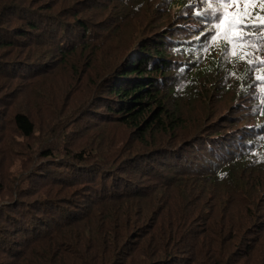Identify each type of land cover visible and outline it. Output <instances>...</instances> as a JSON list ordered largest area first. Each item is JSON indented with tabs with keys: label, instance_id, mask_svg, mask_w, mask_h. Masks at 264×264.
<instances>
[{
	"label": "trees",
	"instance_id": "obj_1",
	"mask_svg": "<svg viewBox=\"0 0 264 264\" xmlns=\"http://www.w3.org/2000/svg\"><path fill=\"white\" fill-rule=\"evenodd\" d=\"M173 1L179 4L180 9L184 6L185 0ZM194 2L190 12L181 9L179 14L186 24L174 22L172 26L169 23L161 28L179 27V32L171 36L174 37L171 39L177 36L176 40L167 42L169 38L166 37L165 43V37L158 36L150 40L147 46L142 45L123 59L112 73L113 79L106 80L101 91L98 88L88 104L80 105L68 114L65 121L57 123L63 141L59 144L51 140L40 150L39 156L42 155L43 159H53L51 157H56V154L64 157L57 165H65L66 173H50L46 177L53 183L50 189H57L58 193L63 192L64 195L37 199L33 203L17 201L15 206L4 207L0 204V250L5 255L11 253L8 255L16 259L11 264H183L184 260L185 264H202L204 259L216 257L215 253L208 255L210 251L206 244L198 239L202 234L191 232L197 217L193 210L188 213L191 198L188 202L184 197L181 203L178 199H168L156 211L155 208L144 210L134 202L139 197L138 193H143L142 190L123 178L127 167L141 160L142 151L133 150L135 143L143 144L149 139L153 141L154 145L149 147L152 155L164 146H178L155 143L159 136L180 138L177 130L182 122L178 112L182 93L193 96L196 80L206 73L219 75L233 69H237L236 87L240 95H247L254 84L257 86L256 107L251 112V116H256L252 119L254 124L249 126L252 124L249 123L240 135L221 144L217 140H210L204 149L188 145L183 152H173L174 178L161 185L180 187L186 192L196 189L193 184H187L196 177L190 172L194 160L202 161L209 167L201 177L205 178V184L230 183L232 178L242 181L238 171L251 166L264 167V80L259 79L264 77V24L257 19L264 16V4L256 0L255 4L248 6L250 16L245 22L253 26L242 31L250 35L244 39H232L233 31L230 28L217 27L223 18L225 5L219 0H212L211 4L205 0ZM28 4L35 5L30 0H0V76L8 70L5 58L17 47L30 50L33 45H28L26 41L36 40L33 33L41 29L38 14L32 15L34 12L28 8ZM245 7L243 3L239 5L240 10ZM227 10L235 11L236 6L228 5ZM11 13H18L17 24L8 28L5 24L9 22L7 16ZM82 27L83 31H88L84 24ZM174 41H177L176 44L171 43ZM69 49L68 45L61 47L53 61L61 64ZM172 70L185 79L186 86L180 87L181 93L178 86L171 83ZM8 77L14 79L15 74ZM222 83L225 84L223 80ZM2 91L0 86V105L3 107L13 104V98L19 96L9 94L11 90L7 89V83L6 92L3 94ZM66 107L62 109L63 112ZM92 120L125 127L127 139L133 142L125 141L120 147H103L95 146L91 140L92 145H89L84 142L88 126L81 129L75 142L67 132L74 131L71 125L74 123L76 128H80ZM8 121L22 137H34L35 122L26 111H15ZM242 137L246 140L240 142ZM191 153L195 155L191 161L193 164L188 162L183 167L176 163ZM212 159L219 162L217 173L210 163ZM101 163L110 164V167ZM85 165L96 168H86ZM41 170L42 167H36L38 173ZM142 172L143 176L147 175V171ZM154 175L157 176L158 172H154ZM155 199L161 203V195L152 198V204H156ZM96 203L99 204L98 208L94 207ZM177 205L174 212L172 208ZM83 207L90 208L85 211L81 209ZM52 226L54 230L47 233L41 231V228L49 229ZM33 228L41 231L38 246L31 253L35 258L26 256L24 252L12 253L13 248L19 251L32 245L28 243V237ZM22 233L25 234L23 238H15ZM10 236L14 242L12 245H9ZM252 253L253 248L244 257L249 259ZM218 256L223 257V252H219ZM253 257L256 256L253 254ZM250 259L252 263L249 264H257V261ZM225 263L229 264L226 260Z\"/></svg>",
	"mask_w": 264,
	"mask_h": 264
},
{
	"label": "rangeland",
	"instance_id": "obj_2",
	"mask_svg": "<svg viewBox=\"0 0 264 264\" xmlns=\"http://www.w3.org/2000/svg\"><path fill=\"white\" fill-rule=\"evenodd\" d=\"M30 1L35 5L28 4V8L34 12L32 15L38 14L41 29L33 33L37 37L36 40L26 41L28 45H33L30 50L17 47L5 58L8 70L0 76V86L3 90L1 93L6 92L4 90L7 83V89L11 90L9 94L12 97L19 95L13 98V104L10 106L0 105V204L4 207L15 206L17 201L33 203L37 199L45 200L49 196L52 198L64 195L63 192L58 193L57 189H50L53 183L46 179L50 173H66L65 165H57L64 157L56 154V157H51L53 159H43L42 155L39 156L40 150L51 140L59 144L63 141L62 134L57 130L60 127L57 123L65 121L68 114L80 105L88 104L97 89L101 91L103 83L113 79L112 73L125 57L132 55L142 45L147 46L150 40L158 36H164L165 43L166 37L169 38L167 42L174 38L171 36L179 32V27H166L164 30L161 28L169 23L172 26L174 22L186 24V20L179 14L182 10L190 12L197 2L185 0L181 10L179 4L173 0ZM17 14H9V22L5 26L12 28L17 24ZM83 24L88 31H83ZM176 38L177 36L171 40ZM65 45H68L72 52L67 50L61 64L53 61L57 50ZM236 71L237 69H233L224 74L220 72L219 75L210 72L198 78L193 96L181 94L178 112L182 122L177 130L180 138L159 136L155 143L178 146H164L152 155L153 151L149 147L154 145L153 141L149 139L143 144L135 143L136 148L133 150L142 151V161L130 164L123 175V178L138 185L143 192L138 193L139 197L134 201L138 203V208H155L156 211L160 209L162 202L168 199H178L180 203L184 197L188 202L192 199V203L188 205V213L193 210L197 217L191 232L202 234L198 239L200 238L202 244H206L210 251L208 255L216 254L212 260L204 259L202 264H226L225 260L229 264H249L252 263L250 258L257 261V264L259 261L264 264V167L251 166L238 171L242 181L231 177L230 183L205 184V178L201 177L209 167L202 161H195V155L191 153L176 163L186 167L188 162L194 160L190 172L196 177L193 176L195 179L192 178L187 184H193L196 189L186 192L180 187L167 188L161 185L164 181L174 178L173 152H183L188 145L204 149L210 140H217L221 144L233 136L240 135L249 123H252L249 126L254 124L252 119L256 116H251V112L256 107L257 86L254 84L247 95H240L236 87ZM11 74H15L14 79L8 77ZM170 77L171 83H175L181 93L180 87L186 86L184 77L173 70ZM65 105L67 109L63 112ZM18 110L26 111L35 122L34 137H22L9 123L8 118ZM92 121L80 128H76L73 123L71 128H75L74 131L67 132L76 142V136L81 129L88 126L89 129L84 133V142L92 145L93 140L95 146L120 147L125 141L133 142L127 139L125 127L110 125L101 120ZM96 121L99 123L95 124ZM244 140L245 137H242L240 142ZM236 145L238 148V144ZM161 163L163 165H160ZM210 163L217 173L219 162L212 159ZM101 164L110 167V164ZM37 166L42 167L39 173L36 171ZM85 167L96 168L93 165ZM142 171H147V175L143 176ZM154 172H158V175H154ZM191 191L193 192L189 193ZM160 195L161 203L155 199L156 204H152V198ZM96 204L92 206L99 205ZM178 206L172 208L174 212ZM88 208L90 207L81 209L87 211ZM54 226L49 229L41 228V231L47 233L51 229L54 230ZM33 229L28 237V243L32 245L19 251L13 248L12 253L24 252L26 256L35 258L31 253L32 249L38 246V234L41 231ZM24 235L18 234L15 238L21 239ZM12 241L10 236L9 245L14 244ZM252 248L250 258H245L244 255ZM219 252H223V257L218 256ZM8 254L5 255L0 250V264H11L16 260Z\"/></svg>",
	"mask_w": 264,
	"mask_h": 264
},
{
	"label": "snow or ice",
	"instance_id": "obj_3",
	"mask_svg": "<svg viewBox=\"0 0 264 264\" xmlns=\"http://www.w3.org/2000/svg\"><path fill=\"white\" fill-rule=\"evenodd\" d=\"M205 2L211 4L212 0H205ZM219 2L226 6L225 11L222 13L223 18L219 20L217 27L222 29H231L233 31L232 39H244L248 33L243 32V29L251 27L253 25L245 22L246 18L250 16L248 6L256 3V0H219ZM264 4V0H260ZM243 3L246 7L244 10H240L239 5ZM228 5H235V11L227 10ZM199 14V13H197ZM257 19L264 24V16L257 17ZM215 39V37H213ZM264 80V77H259Z\"/></svg>",
	"mask_w": 264,
	"mask_h": 264
}]
</instances>
